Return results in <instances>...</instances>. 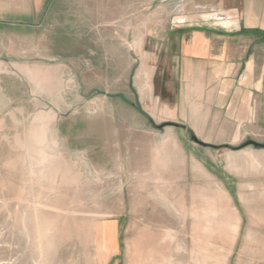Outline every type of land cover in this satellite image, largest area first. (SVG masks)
<instances>
[{
    "label": "rangeland",
    "instance_id": "1",
    "mask_svg": "<svg viewBox=\"0 0 264 264\" xmlns=\"http://www.w3.org/2000/svg\"><path fill=\"white\" fill-rule=\"evenodd\" d=\"M42 1L0 57V264H264V120L200 150L134 97L219 0Z\"/></svg>",
    "mask_w": 264,
    "mask_h": 264
},
{
    "label": "crops",
    "instance_id": "2",
    "mask_svg": "<svg viewBox=\"0 0 264 264\" xmlns=\"http://www.w3.org/2000/svg\"><path fill=\"white\" fill-rule=\"evenodd\" d=\"M42 3L0 0V57L5 33L34 28L28 15ZM218 9L205 24L145 41L134 67L144 73L134 97L146 117L200 150L227 146L204 137H238L264 120V0H219Z\"/></svg>",
    "mask_w": 264,
    "mask_h": 264
},
{
    "label": "water",
    "instance_id": "3",
    "mask_svg": "<svg viewBox=\"0 0 264 264\" xmlns=\"http://www.w3.org/2000/svg\"><path fill=\"white\" fill-rule=\"evenodd\" d=\"M196 143L200 144L197 140H195ZM249 145H252L254 146L255 148H262L264 149V144H258L256 142H253V141H247L246 143L242 144L240 147H238L237 149H241V148H244V147H247ZM217 149H223V148H229V146H220V147H216Z\"/></svg>",
    "mask_w": 264,
    "mask_h": 264
}]
</instances>
